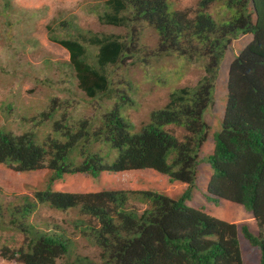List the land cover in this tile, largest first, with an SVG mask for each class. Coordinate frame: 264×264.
Masks as SVG:
<instances>
[{
	"label": "trees",
	"instance_id": "1",
	"mask_svg": "<svg viewBox=\"0 0 264 264\" xmlns=\"http://www.w3.org/2000/svg\"><path fill=\"white\" fill-rule=\"evenodd\" d=\"M217 1L223 2L224 11L213 17L206 8ZM103 7L97 17L101 24L132 28V23L144 22L158 34L157 54H175L182 61L201 63L205 74L193 86L172 90L167 102L152 110L138 131L124 116L123 109L128 107L124 96L93 120L72 123L62 114L61 122H54L55 132L41 144L34 132L14 135L0 131V164L18 173L47 169L48 180L44 190L36 193V201L55 210H78L73 228L84 231L81 228L86 224L87 237L100 248L101 264H243L239 239L251 250L257 249L259 264H264L263 235L255 236L245 224L226 222L203 207L189 205L193 192L201 190L197 170L204 162L212 170L207 184L212 203L216 206L220 199L240 203L260 229L264 226V0H201L192 16L173 10L171 0H104ZM242 35H251L252 40L229 65L221 130L214 136L212 153L202 157L208 133L204 112L213 104L226 50ZM51 40L68 52L77 87L88 101L114 100L119 88L113 87V76L123 72L128 79L129 66L121 67L122 61L130 54L135 56L124 39L70 33L66 38L51 36ZM88 46L95 52H89ZM130 81L128 89L134 94ZM52 113L41 116L49 120ZM175 128L183 134L176 136ZM106 145L112 153L116 151L112 162ZM124 173L135 174L143 188L99 191L95 187L92 192L55 188L65 175L87 176L94 187L91 182L103 174L106 178ZM149 174L151 180H147ZM165 176L169 183H185L187 188L176 198L159 189H146L145 183L155 187ZM130 199L145 209L140 212L127 206ZM26 201V206L12 211L13 216L20 213L25 219L31 213L35 203ZM87 218L98 227L88 224ZM24 225L19 227L26 242L13 250L2 245L0 259L56 264L68 254L66 244L68 251L72 244L64 232ZM65 264L95 263L78 256Z\"/></svg>",
	"mask_w": 264,
	"mask_h": 264
},
{
	"label": "rangeland",
	"instance_id": "2",
	"mask_svg": "<svg viewBox=\"0 0 264 264\" xmlns=\"http://www.w3.org/2000/svg\"><path fill=\"white\" fill-rule=\"evenodd\" d=\"M200 1L171 0V4L173 10L192 16L193 12L197 11ZM103 4L104 0H6V2L0 0V131L14 135L34 132L38 135L37 144H41L45 136H51V133L55 132L54 122H61L62 114L66 120L71 119L72 123L93 120L107 108H112L120 96L128 100V107L131 104L137 106L127 107L123 111L125 118L134 125L135 131H138L141 125L148 121L149 113L167 102L172 90L193 86L205 74L201 63L182 61L175 54H157L158 34L144 22L132 23V28L101 24L97 17L104 10ZM222 4V1L212 2L206 10L213 17L220 16L224 11ZM70 33L77 37L82 34L88 37L89 33H96L117 35L124 39L130 47V52H134L135 56L130 54L125 57L121 67L129 66L126 77L134 84L135 93L129 91L127 85L129 80L124 77L123 72H117V75L113 76V87L119 89L114 100L88 101L77 87L74 72L68 64V52L51 40V36L66 38ZM243 38L246 37H238L229 45L220 69L227 63V54L235 55L234 46L239 44V40L241 48L246 46ZM87 49L89 52H95L91 46ZM213 100L206 114L212 116L207 118L210 123L209 129L218 133L221 123H218L217 128L213 126L219 116V113L212 112L216 101L214 95ZM50 111L53 112L52 117L44 120L41 115ZM173 130L178 137L183 134L180 128ZM65 141L63 138L62 142ZM94 148H98L97 143ZM106 148L110 153L108 161L112 162L116 157V151L113 149L112 153V148L108 145ZM200 154L202 157L206 156L207 147L202 146ZM201 165L204 166V170L209 169L208 164L202 162L199 166ZM197 173L200 174L198 170ZM132 174L124 173L120 177L110 175L106 178L104 176L107 175L103 174L98 181L91 182L94 187L89 185L87 176L65 175V179L57 183L55 188L56 191L69 192L78 190L92 192L96 191V188L99 191H130L134 188H143V182L139 184L136 178L131 177ZM47 177V169L18 173L11 167L0 164V250L2 245L11 250L22 247L26 238L19 226L24 223L25 228L32 224L39 231L50 233L62 231L65 233L66 241L71 242L69 251V244H66L68 254L61 256L56 264H65L67 259L71 263L78 256L101 264L100 248L87 237L86 224L81 228H85L84 231L77 227L73 228L72 222L78 217V210H55L36 201V193L44 190ZM201 183H205L204 180ZM163 185H166L165 181L155 187L148 184L146 189L163 191ZM171 189H175L168 192L172 198L181 194L178 187ZM26 198L35 203L34 209L25 219L20 213L13 216V210H20L27 205ZM127 206L135 207L140 212L146 207L131 199ZM217 212L220 215L224 214L220 209ZM13 219L17 221L12 223ZM87 221L93 227H98L95 220L87 218ZM247 258L250 262L255 255L250 253ZM0 264L18 263L0 259Z\"/></svg>",
	"mask_w": 264,
	"mask_h": 264
},
{
	"label": "crops",
	"instance_id": "3",
	"mask_svg": "<svg viewBox=\"0 0 264 264\" xmlns=\"http://www.w3.org/2000/svg\"><path fill=\"white\" fill-rule=\"evenodd\" d=\"M244 36L246 38H243V40H242L243 43L246 42V44H249L252 40V36L251 35H244ZM238 42H239V44L234 46L235 51H236L235 55H237L239 53V51L243 49L240 47L241 41L239 40ZM227 55H228L227 63L225 64L224 67L222 66L223 68L220 69L219 77H218V80L216 82V87H215V92H214V99H216V101H215V105L212 108V112L213 113L214 112L219 113L218 118L213 123V126L215 128H217L219 122L220 123L222 122L223 117H224V112H225L226 103H227L226 102L227 101V94H228V90H227L228 70H229L230 63L235 58L234 54H227ZM206 110H205V114H204L205 122L208 125V127L210 128V126H209L210 123H208L207 118H212V116H210V115L207 116ZM215 134H216V130L212 131L211 129H209L207 141L203 145V146L207 147V154H205V155H210L214 149V136H215ZM198 171L200 172V174L197 173V180L200 182L202 180H204L205 183H201V190L199 192H195V191L193 192L194 200L190 201L189 205L192 207H195V208L203 207L207 213L213 215L214 217L220 218L226 222L235 223V224H245L248 226L249 231L252 234L255 233L256 222L253 219V217H251V215L248 214L241 205L234 203V202H231V201H228V200H223V199H220L218 201L219 202L218 205H216V206L214 203H212V199L214 200V198L209 197L208 192H207L208 182H206L207 180L209 181V179L212 176L211 168L209 167V169L204 170V166L201 165V166H199ZM149 175H150V177L147 180H151L152 175L151 174H149ZM131 177L134 179L136 176H135V174H132ZM158 181H159V184L161 182L165 181L166 185H163L162 188H163V192H165L167 194H168V192L175 190V189H171L172 187H178V191L180 193H182L187 188V185L185 183L170 184L167 180V177L166 178H164V177L159 178ZM130 182H131V180L129 181V183ZM145 184L148 185L149 183H145ZM182 188H183V190H182ZM78 192H81V191L78 190ZM206 196L209 197V199H206ZM218 209H220V211L224 214L220 215L217 212ZM245 245L246 244L241 240L240 246H241L243 259H244V255H245V251H246ZM244 264H246L245 259H244ZM253 264H258V260H257V262L255 260V262Z\"/></svg>",
	"mask_w": 264,
	"mask_h": 264
},
{
	"label": "clouds",
	"instance_id": "4",
	"mask_svg": "<svg viewBox=\"0 0 264 264\" xmlns=\"http://www.w3.org/2000/svg\"><path fill=\"white\" fill-rule=\"evenodd\" d=\"M242 36H244V35H242ZM241 37V36H240ZM228 83V82H227ZM214 95V94H213ZM222 122H223V120H222ZM222 122H221V125H222ZM208 126V125H207ZM221 130V129H220ZM208 131H209V127H208ZM207 138H208V133H207ZM210 167V166H209ZM212 171V170H211ZM231 202H234V201H231ZM234 203H237V202H234ZM237 204H239V205H241L243 208H244V206L242 205V204H240V203H237ZM244 210H245V208H244ZM246 211V210H245ZM248 214H250L248 211H246ZM251 215V214H250ZM251 217H253L252 215H251ZM253 219L255 220V222H256V219L253 217ZM233 224H235V223H233ZM248 230H249V228H248ZM250 232V231H249ZM251 233V232H250ZM253 235H255V236H260V235H263L264 236V226L262 227V229H260L259 227H258V224H257V222H256V228H255V233H253ZM239 236H242L240 233L238 234V237ZM239 241H241L240 239H239ZM244 242V241H243ZM245 243V242H244ZM246 244V243H245ZM245 248H246V251H245V255H244V259H245V262H246V264H253L254 262H255V260H256V262H257V260H258V264H259V260H260V258H259V252H258V250L257 249H254V250H251V248L249 247V245L248 244H246L245 245ZM254 254L255 255V258L254 259H252L250 262L248 261V258H247V256H248V254ZM241 256H242V260H243V264H244V259H243V255H242V251H241Z\"/></svg>",
	"mask_w": 264,
	"mask_h": 264
}]
</instances>
